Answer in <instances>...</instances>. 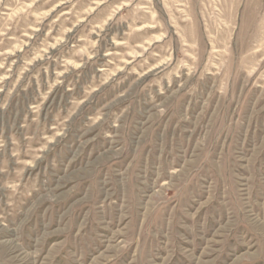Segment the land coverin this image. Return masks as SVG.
<instances>
[{
	"label": "rangeland",
	"instance_id": "obj_1",
	"mask_svg": "<svg viewBox=\"0 0 264 264\" xmlns=\"http://www.w3.org/2000/svg\"><path fill=\"white\" fill-rule=\"evenodd\" d=\"M0 264H264V0H0Z\"/></svg>",
	"mask_w": 264,
	"mask_h": 264
}]
</instances>
